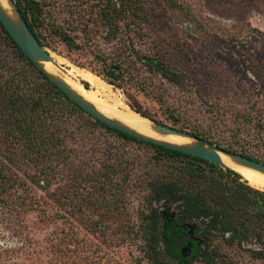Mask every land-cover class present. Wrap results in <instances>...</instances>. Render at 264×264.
<instances>
[{
	"label": "rangeland",
	"instance_id": "374dc122",
	"mask_svg": "<svg viewBox=\"0 0 264 264\" xmlns=\"http://www.w3.org/2000/svg\"><path fill=\"white\" fill-rule=\"evenodd\" d=\"M47 1L53 4L51 22L76 29L81 44L87 40L82 28H107L96 19L98 8L94 6L101 0ZM175 1L177 8L172 10L156 1L142 0L148 19L130 28H145L144 40H156L169 50L168 57L182 73L184 83L178 86L152 78L154 86L146 94L136 88L116 89L97 76L110 86L105 92L173 127L164 113L170 107L182 117L185 132L202 130L212 137V144L219 146V142L223 149L264 163V0ZM50 42L55 49L46 48L67 78L93 90L91 81L72 75L75 68L93 74L78 66L91 62V50L69 52L59 39L51 38ZM97 43L106 51L118 46L116 41L109 44L102 38ZM158 94L164 97V106L158 102ZM100 139L98 153L89 152L90 143L79 155L88 162L83 174L93 175L102 161L121 163L112 160L114 155L107 160L103 155L106 148L111 155L118 147L124 150L123 161L128 162L108 180L129 178L122 195H118L121 190L106 194L110 202L121 196L125 200L122 206L127 205L119 214L110 211L102 220L109 226L104 235L86 226L89 220H100L95 208L105 207L88 203L89 197L96 200L98 196L92 193L93 183L75 179L67 170L46 179L41 166L21 156L12 164L0 154V175L8 176L11 188L3 190L0 180V264H149L142 251L146 180L141 173L146 163L151 165L153 150L135 143L123 145L113 136ZM220 245L226 260L233 264H264V259L252 253L260 247L255 241L243 247H230L223 241Z\"/></svg>",
	"mask_w": 264,
	"mask_h": 264
},
{
	"label": "trees",
	"instance_id": "16d2710c",
	"mask_svg": "<svg viewBox=\"0 0 264 264\" xmlns=\"http://www.w3.org/2000/svg\"><path fill=\"white\" fill-rule=\"evenodd\" d=\"M152 1L172 10L177 8L175 0ZM16 4L44 47L54 50L50 41L57 38L69 52L91 50V62L78 63V66L89 69L116 89L136 88L148 94L154 86L152 78L178 86L184 83L182 73L168 57L169 50L156 40H144L145 28H130L131 24L148 19L142 0H101L100 5L94 6L98 8L96 19L107 28L96 31L82 28L87 39L83 44L78 41L76 29L69 30L51 22L53 4L47 0H16ZM98 38L109 44L116 41L118 46L106 51L98 46ZM145 43H150V47H145ZM158 95V102L164 106V97ZM130 107L154 119L133 105ZM164 113L174 128L187 131L182 117L174 110L167 107ZM190 133L213 142L202 130L194 129ZM104 136H113L123 145L135 143L153 150L151 165L146 163L141 173L146 180L142 251L149 264H233L222 253V241L230 247H243L255 241L260 247L252 253L255 258L264 259V191L250 185L233 170L144 142L95 119L34 65L0 21V154L12 164L17 163L18 156L28 159L42 167L45 178L67 170L73 172L75 179L93 183L92 193L98 196L96 200L89 197L88 203L98 202L105 207H96L100 220H89L86 226L103 235L109 226L102 220L110 211L117 215L127 205L122 206L123 197L110 202L106 194L121 190L118 195H122L129 179L126 175L121 181L108 180L111 174L121 171L126 161L121 155L124 150L118 147L111 155L110 148H106L103 155H107L106 160L114 155L112 160L121 163L102 161L99 171L83 174L88 162L79 155L90 143L93 146L89 152L98 153L100 138ZM102 166L106 169L103 174ZM1 169L5 166L1 165ZM0 180L3 190L11 189L8 176L0 175ZM161 205L165 207L162 210Z\"/></svg>",
	"mask_w": 264,
	"mask_h": 264
},
{
	"label": "water",
	"instance_id": "95a60500",
	"mask_svg": "<svg viewBox=\"0 0 264 264\" xmlns=\"http://www.w3.org/2000/svg\"><path fill=\"white\" fill-rule=\"evenodd\" d=\"M8 9H6L0 2V21L8 31L10 36L22 49L25 55L34 63V65L42 71L46 77L50 79L60 90H62L67 96H69L75 103L82 107L88 114H90L95 119L100 122L117 129L123 133L129 134L139 140L148 142L154 145L162 146L171 150L182 152L188 154L225 169L233 170L229 168L222 160L221 154H224L236 165L256 170L264 174V163L253 160L241 154L234 152H229L211 142L194 136L188 132L181 131L172 126L160 124L150 118H146L140 115L142 118L146 119L150 123V128L153 132L160 136L175 135L186 138L191 142L189 144H175L160 140L148 135H145L135 128H132L116 119L110 118L103 114L97 109V107L84 99L80 94L74 91L69 84L64 80L63 77H67L58 63L55 61L51 53L46 47H44L32 30L29 28L27 22L20 13L15 0H8ZM47 63H52L59 71L58 75L48 72L45 68ZM137 113V112H136ZM139 114V113H137ZM234 171V170H233ZM236 172V171H235ZM238 173V172H237Z\"/></svg>",
	"mask_w": 264,
	"mask_h": 264
},
{
	"label": "bare ground",
	"instance_id": "6f19581e",
	"mask_svg": "<svg viewBox=\"0 0 264 264\" xmlns=\"http://www.w3.org/2000/svg\"><path fill=\"white\" fill-rule=\"evenodd\" d=\"M8 0H0L1 4L8 9ZM45 68L48 72L58 75L59 71L52 63H47ZM60 75V74H59ZM72 75L74 77H79L87 81H91L93 85V90L86 89L83 85L78 82L71 81L67 77H63L64 80L69 84V86L80 94L84 99L93 103L99 111H101L106 116L116 119L132 128H135L139 132L160 139L167 142L175 143V144H189L191 141L175 135H168V136H160L153 132L150 128V123L148 120L142 118L136 111L131 110L124 102L119 100L118 97H113L106 93V89H109L110 86L103 82L97 76L75 68L72 71ZM112 94V93H111ZM100 96L102 98H100ZM115 96V94H114ZM147 118V117H146ZM221 158L223 162L234 171L241 174L253 187L256 189L264 191V174L249 168H245L233 163L230 158L221 154Z\"/></svg>",
	"mask_w": 264,
	"mask_h": 264
}]
</instances>
